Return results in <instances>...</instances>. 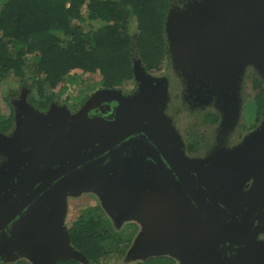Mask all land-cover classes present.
I'll return each instance as SVG.
<instances>
[{
	"label": "water",
	"instance_id": "obj_1",
	"mask_svg": "<svg viewBox=\"0 0 264 264\" xmlns=\"http://www.w3.org/2000/svg\"><path fill=\"white\" fill-rule=\"evenodd\" d=\"M165 30L174 56L197 54L209 57L219 51L221 57L230 61L237 75L247 66L246 58L251 59L250 63L255 62L264 68V0H190L182 8H170ZM203 65L208 73L206 76L211 77H219L223 71L222 66H225L221 60L217 63L208 61ZM133 68L135 77L141 81L140 88L126 99V107H121L120 113L113 120L90 117L83 108L73 114L74 119L69 123L66 115L69 112L64 108L63 121L54 124L59 130H52L54 137L44 140L43 146L39 148L36 147L37 141L34 146L31 138L39 135L43 126L31 123L32 119L24 121L21 126L22 135L24 141L28 139V143H33V153L39 152L44 154L45 160L57 161L53 158L54 153L59 155L67 152L65 159L76 148L81 149L85 145H97L99 150H113L115 145L135 131L144 127L147 131L151 124L156 125V118L160 112L162 114V109L159 110L155 104L163 102L167 95L166 85L161 78L148 71L140 59H135ZM224 69L227 73L228 68L225 66ZM225 78L230 77L225 74ZM154 81L157 83L154 84ZM157 86H161V90L157 91ZM105 94L113 97L124 95L122 90L113 87L97 90L89 100ZM225 94L230 97L227 90ZM148 101L155 106L147 105L144 108ZM56 110L50 108L47 112L30 115L39 121L42 119L47 126L46 121L52 122L56 118ZM30 112L37 111L32 109ZM144 119L149 121V126L144 123ZM257 130H261V127ZM251 141L249 145L246 144L248 146H244L243 155L249 169L242 177H248L244 180L241 177L231 188L228 197H216L214 203H200L201 208L193 210L196 214L193 218L196 219L186 222L165 200L149 197L148 193L136 195L125 187L123 189L122 182L126 186V180L122 178L121 181L116 172L107 173V177H104L96 170H87L80 177V170L74 168L75 163L63 162L60 158L59 166L39 172L43 180L32 191L33 198H37L42 189H47L49 184L53 185V180L61 179L48 192L51 193L50 197L57 200L54 211L56 220L52 221L54 225L51 228L44 229L42 237H45V243H38L37 219L27 222L24 227L29 234L24 246L27 254L34 264H56L61 258L87 260L85 254L72 245L68 231L64 228L66 198L68 194L98 189L104 198L103 203L109 209L119 207V210L126 211L127 219L140 217L144 221L143 232L127 255L139 257L166 254L177 258L182 264H264V240L257 237V233L264 229V141ZM70 144L71 147L66 146ZM177 151L184 161L179 167L200 170L199 176L203 173L202 180L208 184L213 170L203 160L189 159L184 150ZM162 152L168 156V150L163 149ZM166 170L169 171L168 168ZM28 184L32 186L34 182ZM125 199L132 200L133 204L120 206L118 202ZM36 212L37 207L33 214ZM257 219L260 227L254 225ZM49 236L51 239H48ZM229 249L237 250V254H229Z\"/></svg>",
	"mask_w": 264,
	"mask_h": 264
},
{
	"label": "flooded vegetation",
	"instance_id": "obj_2",
	"mask_svg": "<svg viewBox=\"0 0 264 264\" xmlns=\"http://www.w3.org/2000/svg\"><path fill=\"white\" fill-rule=\"evenodd\" d=\"M170 53L169 49L165 58ZM137 58L139 56H136L134 61ZM169 59H165V66L159 69L147 68L142 61V64L151 73L168 77L167 95L163 102L160 101L155 104L159 110L162 109V115L165 119H162V115L159 113L158 118H156V125L151 124L147 131L144 129L146 127L135 131L115 145L113 150H99L97 145H85L81 149L76 148L75 152L65 159L64 156L67 152L59 153V155L54 153L53 158L58 162L53 167L59 166L61 164L59 159L62 158L63 162L72 161L75 163L74 168L80 170V177L87 170H96L97 173H101L100 176L104 177H107V173L112 174L116 172L121 181L124 178L126 180V186L122 182L123 189L125 187L127 191H131L136 195L148 193L149 197L165 200L176 213L178 212L177 214L181 220L186 222L196 219L193 218L196 215L193 210L198 211L201 208L200 203H213L216 201L214 198L220 196L209 184H205L207 182L202 180L203 173L202 176H199L200 170L179 167L184 161L178 155L179 152L177 150H184L187 158L200 161L210 156V153L216 154L220 151L233 150L238 146H245L244 142L249 140L254 129L264 125V68L259 64H253V62L243 68L237 75L239 87L236 101H231L230 97L225 94V100L227 101L225 102L215 94H204V92H209L205 86L195 82L191 83L186 78H173L174 74L169 69L170 63L166 64V60L170 61ZM172 78L175 82L174 84ZM140 82L134 75V84L129 89L121 88V85L107 86L108 88L120 87L119 89L122 90L123 96L118 95L113 97V95L105 94L89 100L90 95L94 93L91 92L86 98L78 99L77 102H74L76 101L75 99L71 102L68 101L69 104L65 103L68 104V110H71L73 114L78 113L79 110L84 108L90 117H103L113 120L116 118L117 113H120V108L126 107V99L139 90ZM156 83L154 81V84ZM177 85H179V88L173 89L177 94L172 96L170 92V95H168L169 88ZM102 86L104 85L101 84L99 88ZM161 86H157L156 90H161ZM188 86H190L191 90L186 89V87L189 88ZM226 90L230 93V87ZM32 92L33 88L28 89L26 85H22L19 92L15 90L11 92L10 90V93L4 99L5 111H0V159H5V161L3 163L0 162V169H8L10 159L12 158L10 151H15L16 153L19 151L23 154L34 148L35 141H37L36 147L43 146L44 140L54 137L51 131L59 130V128L55 127V122L63 121V109H67V107L66 105L64 107L61 106L57 94H53L48 102L45 103L39 96L33 97V94L31 95ZM178 103H181L182 106H179ZM145 104L144 108L147 105H154L150 101ZM53 106H56L57 109L55 112L56 118L52 122L46 121L47 126L43 124L42 119L39 121L30 115V113L39 114L47 112ZM134 108L136 107L134 106ZM32 109L37 112H30ZM195 116H198V119H195L191 123H186L182 128L179 125H174L173 128L175 130H170V127L167 125L169 120L175 124L174 122H178L179 119L188 121V119H194ZM27 120L43 126L39 131V135L31 138V141H34V146L33 143H28V139L24 141L25 137L22 135L23 130H21V126ZM144 123L149 126L148 120L144 119ZM175 131H177L178 135L177 133L173 135ZM14 139L15 141H13ZM251 139H255V141L261 139L264 141L263 137ZM66 146L71 147V144ZM163 149L169 151L167 153L168 156L164 155ZM38 154L40 153L38 152ZM40 158L44 159V154H40ZM242 158L243 156L240 159ZM164 163H166L165 167L163 166ZM18 165L22 168L24 167L22 161ZM1 176L0 174V178H2ZM42 177L36 181L28 182H34L32 186H28L30 185L28 183H26V186H23L22 182L18 185H11V182L8 181H4L5 183L0 186V264L28 263L27 250L24 247L29 236L27 230L24 228L28 221H35L37 219L39 230L37 234L38 243H45V237H42L44 229L51 228L52 224L54 225L52 221L56 220L54 211L56 210L57 200L50 197L51 193L48 192L61 179L57 178L53 180V185L49 184L47 189L38 191L37 198H33L32 191L42 182ZM246 177L248 176L245 175L244 178ZM11 180L19 181L17 177ZM82 195L98 198V211L111 220V227L115 229H133L132 232H129L132 238L127 244H131L138 235V231L142 227L144 228V221L140 217L127 219L126 211L119 210V207L117 209L110 207L109 209L103 203L104 198L98 189H88L78 194L67 195L64 228L68 231L70 241L73 240L72 231L75 223L85 211L80 210L77 216L71 218V207L73 204H76L74 202L75 198ZM122 195L124 196V194ZM118 203L122 206L124 204H133V201L125 199V201ZM35 207H37V212L33 214ZM137 212L140 213L139 211ZM120 224L121 226L125 224L126 227H121ZM254 225L259 226L258 219L255 220ZM135 228L138 232H136L137 235L134 234ZM257 237L264 240V229L257 233ZM48 239H51V236ZM46 243L49 242L46 241ZM71 243L74 247L81 250L76 246L74 240ZM81 251L84 253L83 250ZM126 251H124L126 261L146 260L154 256H127ZM228 253L236 255L237 250L229 249ZM81 262H88V260Z\"/></svg>",
	"mask_w": 264,
	"mask_h": 264
},
{
	"label": "trees",
	"instance_id": "obj_3",
	"mask_svg": "<svg viewBox=\"0 0 264 264\" xmlns=\"http://www.w3.org/2000/svg\"><path fill=\"white\" fill-rule=\"evenodd\" d=\"M0 1V83L11 72L21 80L28 77L34 86L31 95L46 103L59 94L57 85L76 79V68L100 75L102 85L111 87L134 77L136 56L147 68L159 69L169 51L168 10L184 0ZM110 222L98 210H85L72 237L88 262L65 258L56 264H104L124 254L131 234ZM130 264L182 263L170 255H154Z\"/></svg>",
	"mask_w": 264,
	"mask_h": 264
},
{
	"label": "rangeland",
	"instance_id": "obj_4",
	"mask_svg": "<svg viewBox=\"0 0 264 264\" xmlns=\"http://www.w3.org/2000/svg\"><path fill=\"white\" fill-rule=\"evenodd\" d=\"M189 1L190 0H184L181 4L175 3L170 8H173V7L174 8H176V7L182 8L185 5V2L187 3ZM1 3L2 2L0 1V5H1ZM170 8H169V10H170ZM169 10H168V12H169ZM130 29L133 32H135V27L131 26ZM166 37H167V35H166ZM169 49L171 51L170 47H169ZM168 58H170L169 59L170 61H167ZM240 58L245 59V57H242V56H240ZM137 59H140L141 61H143L142 58L140 57V55H139V58H137ZM165 59H167L166 64L170 63L169 69H170L171 73H173L175 76V77L173 76V78H175V79L176 78H178V79L186 78L191 83L195 82L197 84L205 86V87H207V90L209 92H207V93L204 92V94H208V93L215 94L216 96H218L219 98H221L225 102H227L225 100V96H224L225 90L230 87V94L231 95H230L229 99H231V101H236L237 91H238V87H239V84L237 82V77H236L237 71L234 69V67L231 66L230 61L225 60L223 58V56L221 57L219 51H217L216 53L212 54L209 57H205V56L197 55V54H187L183 57H179L176 54L174 56V54L171 52L169 54V56H167V58L163 59V62L161 64L160 68L165 66ZM220 60H221V63L223 65H225L226 68H228V72L225 73V69H224L225 66H222L223 71L221 72L219 77L206 76L208 73L204 70L203 64H207L208 61L211 63L212 62L217 63ZM246 61H247V63L245 65L248 66L251 59L246 58ZM181 64L183 67H181ZM253 64H256V63L253 62ZM72 74H74L76 79H74L73 81H63L55 87V91L59 92V94H57V97L59 98L60 104L62 107H64L65 105L67 107L69 102H71L75 99H76V101H74V102H77L78 99L86 98L88 96V94H90L91 92L95 93L99 89L101 90V89H107L108 88L107 86H102L101 88H99L100 85L103 83L101 80V76L98 74H94V73H90V72H84L80 68L74 69L72 71ZM225 74L226 75L228 74L230 78L226 79ZM154 75L161 78L163 80V82H165L164 84L166 85V90H167L168 85H169L168 84V77L165 75H160V74H154ZM173 78H172V81H173ZM123 83H124L123 85L121 84V86H122L121 88H125V89L131 88V86L134 84V77L129 78V79H125L123 81ZM174 83L175 82L173 81V84ZM21 84L26 85V87L28 89L29 88L34 89V86H31V80L28 79V77H25L23 80H21L19 78V76H17L15 73H12V72L8 73L7 76L3 79V81H1V83H0V111H5L4 99L10 93V90H11V92L13 90H15L16 92H19L20 87L22 86ZM188 87L189 88L186 87V89L191 90L190 86H188ZM177 88H179V85L174 86V87L171 86L169 88V94L168 95H170V92H171L172 96L177 94L176 91H173V89H177ZM94 93H92L90 95V97ZM76 96H77V98H76ZM65 102H67L68 104H66ZM178 105L182 106L181 103H178ZM52 108H54V110H55L56 106H53ZM68 109H69V107H67V110ZM70 111L71 110H68L69 113H66L67 121H69V123H71L73 121V113H72V111L71 112ZM160 114H161V112H160ZM161 118L165 119V117L163 115L161 116ZM195 119H198V116H195L194 119H188V121H182L179 119L178 122H174L175 124H173L171 122V120H169L167 122V125L170 127V130H175L173 128L174 125H176V126L179 125L182 128L186 123H191V122L195 121ZM258 128H260V127H258ZM258 128L254 129V131L251 135L252 138H255V137H263L264 138V125L261 127V130H257ZM176 133H177V131L173 132V135ZM177 135H178V133H177ZM249 139H250V137H249ZM13 141H15V139ZM248 142H249V140L245 141L244 145H246V144L249 145ZM248 145H246V146H248ZM244 152H245L244 146H238L237 148H235L233 150H228L226 152L220 151V152H217L216 154L210 153V156H208L204 159H201L211 168V170H213L211 175H210V178L208 180V184L214 189V191H216L217 194H219V196H221V197L227 196L228 197L229 196L228 193H230V190L233 187V185H235V183L242 177L243 173L247 169L248 164L246 163V158H244V159L242 158L243 160L240 159L241 156L244 155ZM10 153L12 154V158L10 159L8 169H4V168L0 169V171H1L0 174L2 175L1 176L2 178H0V186H2V184L5 183L4 181L11 182V185H14V184L18 185L20 182H22V185L26 186V183L28 181H36L37 179H39L41 177L39 172H43L47 169L52 168L53 165H55V163L58 162V161L55 162V161H49V160H45L43 158H40V155L33 153L32 150H28V152L26 151L23 154H21L19 151L17 153L15 151H12V152L10 151ZM4 161H5V159H0L1 163H3ZM7 161H9V160H7ZM20 161H22L24 164L23 168L18 165L20 163ZM59 161H61V159H59ZM15 177H17L19 179L18 182L11 180V179L14 180ZM28 186H30V185H28ZM74 202L76 204L75 205L73 204V206L71 207V218L77 216L80 213V210H88V209L89 210H99V208H98L99 200L95 196L92 198L88 195H82V196L75 198ZM126 224H128V223H126ZM124 225L121 226V224H120L121 227L125 228L126 225L125 226ZM143 229L144 228L142 227V229L140 231H138L139 233L137 232V229H136L134 234H136V232H137L138 235L136 234L137 236L135 237L134 241L131 244L126 245V248L124 249V251H126V249L128 248L126 251V255L128 254V252L131 249V247L133 246V244L135 243V240L143 232ZM125 230L127 233H129V232H132L133 229L127 228ZM71 241H73V240H71ZM85 256H86V254H85ZM27 257H28V262H31L32 264H34L32 262V260L30 259L28 254H27ZM140 257H143V256H140ZM84 260L85 259H83L82 261H84ZM104 262H105V264H117V263L130 264V263H132V261H126L125 253L120 255V256L118 254L114 255L113 257L108 259L107 262H106V260Z\"/></svg>",
	"mask_w": 264,
	"mask_h": 264
}]
</instances>
